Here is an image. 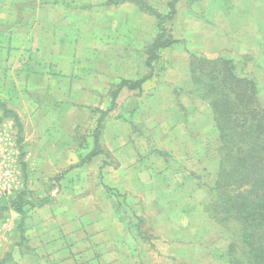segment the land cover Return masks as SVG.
Listing matches in <instances>:
<instances>
[{"label": "rangeland", "instance_id": "obj_1", "mask_svg": "<svg viewBox=\"0 0 264 264\" xmlns=\"http://www.w3.org/2000/svg\"><path fill=\"white\" fill-rule=\"evenodd\" d=\"M146 1L164 12L170 0ZM107 2L0 0V261L64 264L66 255L57 256L53 244L65 232L62 215L68 218L73 211L64 202L82 199L92 224L101 223L105 179L122 188L117 198L128 216L143 218L144 239L131 241L136 254L122 244V255L130 252L139 264H229V233L203 221L200 212L182 222L177 218L182 228L173 238L184 256L165 254L172 232L157 220L165 221L172 208L162 204L185 201L183 192L165 188L167 178L176 173L177 182L209 188L193 200H210L219 165L218 132L204 101L191 99L188 90L168 80L186 83L192 53L213 58L221 48L242 61L250 56L247 69L261 85L264 107V0H179L169 22L177 42L159 62L160 83L154 77L142 91L150 97L164 82L169 88L164 95L171 100L167 92H172L176 113H164L163 104L154 101L131 123L126 115L136 92L123 91L104 120L102 142L110 157L78 167L93 140L99 110L110 107L120 79L149 74L144 52L157 34L156 17L136 3ZM255 14L263 21L247 28ZM176 122H184L194 136L192 150L180 133L178 146L167 145V131ZM104 162L109 164L105 170ZM145 183L151 184L148 189ZM22 192L29 202L24 215L11 208ZM101 228L94 225L89 233L95 231L98 239Z\"/></svg>", "mask_w": 264, "mask_h": 264}, {"label": "trees", "instance_id": "obj_2", "mask_svg": "<svg viewBox=\"0 0 264 264\" xmlns=\"http://www.w3.org/2000/svg\"><path fill=\"white\" fill-rule=\"evenodd\" d=\"M194 0H190L192 2ZM136 3L141 10L157 19V34L145 47V64L149 74L140 78H121L111 92V105L100 109V117L93 130V148L83 156L77 166L90 162L94 157L110 151L102 142L106 116L117 106L120 92L126 88L136 92L132 108L128 109L127 120L139 108V98L143 85L149 79L162 77L163 53L176 42L169 22L177 14L179 0H170L164 12L159 11L146 0H108V4ZM252 60L246 56L242 60L229 57L192 53L189 69L193 89L186 91L192 99L207 102L212 110L218 132V169L215 183L211 187V198L206 204L209 216L230 235L227 252L229 264H264V107L260 103L261 85L256 76L247 69ZM158 64V72L156 65ZM181 89V88H180ZM107 164V162H104ZM114 208L127 224L128 216L119 197L120 193L104 184ZM29 203L22 192L11 200V208L18 214L26 213ZM137 230L141 235L143 218L136 215ZM0 264H3L0 261Z\"/></svg>", "mask_w": 264, "mask_h": 264}, {"label": "crops", "instance_id": "obj_3", "mask_svg": "<svg viewBox=\"0 0 264 264\" xmlns=\"http://www.w3.org/2000/svg\"><path fill=\"white\" fill-rule=\"evenodd\" d=\"M255 16H256V20L252 19L251 21H248L249 24L247 25V28L260 23L264 19V18L261 20L258 19L257 14H255ZM4 31L9 32V30H4ZM217 43L219 44L220 42H217ZM217 43H215V45H217ZM1 49L2 51L4 50L3 48ZM217 52H220V55H223V56H229L233 58L235 57L234 56L235 54L226 52L225 49L218 48ZM188 69H189V64H188ZM107 73H110V72H107ZM188 75L189 76L186 77V83L181 82L180 84H178L177 80H171V79H169L168 81L172 82V84H175L176 86L179 85L183 89L189 91L193 89V82H192V78L190 74V69H189ZM124 78H127V77L124 76ZM152 79H149L148 81L144 83L143 90L146 89L145 87L147 83ZM158 81L159 80L157 79V83H160ZM163 83L158 85L156 91H154L150 97H147V92H146V95H143V93L145 94V92H141L142 96H140L141 100L139 101V108L135 111V113L132 116L133 121H135L136 119L135 117L138 115L139 112L146 110L145 104L149 105L150 103V105H153L154 101L157 104L158 102H160V104H163V108H165L164 113H166L167 110H170V109L171 110L174 109V113H176L177 109L172 102L174 96L172 95V92H167L168 95H171L170 97H172L171 100L169 99L167 100V97L164 95V93L169 88L166 86V84H163ZM123 91H129V90L124 88L120 92L119 95H121ZM131 93H134V92H131ZM117 101L119 100L117 99ZM110 103H111V97H110ZM204 103H205L204 104L205 109L206 110L208 109V111L210 112V121H212V123H214L213 125H215L211 107L207 102H204ZM174 126L167 131V134L169 136L167 145H170L171 147L176 146V145L178 146L181 143L180 137L178 136L180 133L183 136V140H184L183 145L190 144L191 145L190 149L192 150V144L194 143L193 142L194 136H192L189 129L186 128V124H184V122L182 123L176 122ZM93 145H94V141L90 140L89 147H88V153L93 148ZM175 151L176 150L174 148V154L176 153ZM99 157L104 158L106 157V155L100 154L94 157L90 162L82 165V167L88 166L89 164L94 162L96 159H99ZM108 165H109L108 163L107 164L103 163L102 169L105 170V168ZM78 167H81V166H78ZM70 172L67 173L66 175L67 176L71 175ZM176 176L177 174L175 173L173 176H171V178L170 177L167 178L168 181L164 184L165 188L170 190L172 194L177 193V192L179 193L183 192L185 195V198H184L185 201L182 204H179L178 206L176 202L171 203V204L162 202L163 208H166L167 206V207H171L172 210L170 208H167L169 210L167 212L168 216L166 217V220L165 221L157 220V223L159 225H165V228H170L169 231L171 230L172 232V240L170 241L171 243L170 245H166L167 247H169L168 248L169 252H166L165 254L174 255L180 258V255L184 256L183 250H180L179 248L181 243L179 242V240L173 238V235L176 234V237H178L179 232H180L179 228H182L181 226L182 219L183 218L191 219L194 213L199 214L200 212L201 217H203V221H205L206 223L207 222L211 223L214 220L209 216L208 212L206 211V204L209 201L208 199L204 200V198H201V200H193V197L198 193H201V192L209 193L210 191L209 188L208 189L206 188L207 189L206 190L204 186H200L198 184H196V186H193V185L190 186L189 184L183 183V181L177 182ZM104 181H105L104 184H107L113 187L119 193H122L121 187L115 186L113 183L108 182L105 179ZM145 184H146L145 189H148V185H151L148 183H145ZM156 188L159 189L158 187ZM100 193L102 194V197L104 200L100 206L106 209L105 213H102V216L98 218V220L102 224L98 222H95L92 224L91 220L89 219L88 211L85 209L88 207V204H84L82 199L80 201H76L70 198V200L64 202V205H66L65 207L66 208L71 207L73 211L67 214L68 218H66V215L63 214L59 222L61 225H63L60 227L65 232L60 237L55 239L53 242L56 255L57 256L66 255L67 258L64 264H139L135 258H134L135 260L133 259V256L131 254V253H133V255L136 254V248L131 247L132 246L131 241H135L136 239L138 241H142L144 239L139 234L137 227H136L138 219L133 218L129 224H127L125 221H122L114 208L113 202L107 190L105 188H101ZM83 208H84V212H83ZM173 213L175 214L173 215ZM177 218L180 219L181 222H179ZM175 220H177V222ZM161 223H164V224H161ZM64 224H66L67 226H64ZM94 225H102V228L99 229L100 232L98 233V239L97 237H95L96 236L95 231H94V234L89 233L90 230H93L92 227ZM66 233L68 234V237H66L67 241L65 239ZM122 244H126V246H129V250L131 251V253L130 252L128 253H130V256L132 257L133 260L127 257L128 253L126 255L121 254L120 249L122 247ZM196 248L197 250H199L198 247ZM190 254H192V258H195L193 253H190ZM108 256H110V259H108L107 261L105 260V258Z\"/></svg>", "mask_w": 264, "mask_h": 264}]
</instances>
